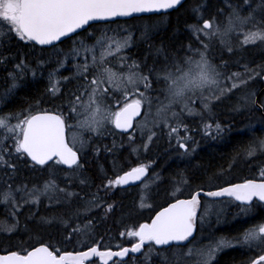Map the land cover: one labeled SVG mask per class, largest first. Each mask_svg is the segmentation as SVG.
<instances>
[{
  "label": "snow or ice",
  "instance_id": "obj_1",
  "mask_svg": "<svg viewBox=\"0 0 264 264\" xmlns=\"http://www.w3.org/2000/svg\"><path fill=\"white\" fill-rule=\"evenodd\" d=\"M184 3L185 0H0V47H4L9 38L24 43L26 47H56L57 42L64 43L66 38L73 39L87 33L95 22L115 23L117 18L136 14L179 12ZM227 8V13L223 8L213 11L210 2L194 7L196 23L186 22L189 43L181 45L175 54L167 47L158 49V57L151 66L148 57L129 63L130 58L121 55L131 47V35L118 38L117 34L109 36L104 31L99 35L89 33L92 44L77 41L78 46L70 55L76 61L74 79L80 83L69 92L68 115L62 111L43 110L0 114V166L15 173L18 170L16 161L24 158L23 163L31 162L34 168L60 169V166H66L61 170L75 172L83 168L81 153L89 144V138L99 137L109 128L126 133L130 143L135 142L139 133L143 150L164 134L170 144L175 141L177 150L189 155L195 148L190 147L192 138L187 134L189 128L184 118L194 115L204 118L207 115L210 119L213 107L231 99L237 91H245L242 103L246 109L264 113V99H261L264 92L258 95L246 91L257 77L264 80V64L253 68L249 63L237 61L241 70L221 71L220 66L209 59V49L217 40L223 46L222 51L232 55L236 54L237 46L264 47V0L259 5V15L257 9L250 8L247 15H242L231 4ZM7 59L0 53V62ZM113 59L118 63L112 64ZM222 63L227 68V61ZM60 66H64V61ZM15 68L23 69V62L17 63ZM65 80L71 82L70 78ZM59 84L57 80L52 85L51 94L59 92ZM261 123L264 124V120ZM204 130L210 136L213 133L219 136L224 131L215 121L205 123ZM8 141H11L10 146ZM138 150L136 147L132 149L133 152ZM243 151L249 158L258 151L264 154V137H256L253 131L252 139ZM149 167V164L138 163L128 170L114 171L112 178H102L97 192L86 193L89 199L59 188L55 180H51L42 189L7 184L0 190V203L11 205V215L15 217L24 204L38 205L41 196L47 195L50 202L60 203L59 197L50 193H62L65 200L71 197L83 199V211L78 209L73 214L74 220L70 217L69 221H64L63 242L66 243L74 236L90 234L93 226L90 213L93 210L103 208L105 216L114 211L116 205L100 196L101 191L107 195L140 182L144 188L139 206H150L147 205L151 195L148 180L155 182L159 177H149ZM260 175L264 177V170ZM187 183V178L182 177L174 185L172 195L175 197L180 192L179 184ZM80 184L87 186V179H81ZM202 191L191 193L187 199L175 198L174 202L156 211L150 222L120 232V236L133 238L128 247L116 245L119 250L113 251L110 247L102 250L99 244H95L87 246L86 250L61 251L55 244L40 239L21 251L0 255V264H97V258L103 264H109V261L129 264L124 257L130 253L144 254L147 248V259L157 247L161 252L176 249L174 256L184 264H218L217 255L233 246L231 240L221 238L204 247H189L196 232L198 214L201 220L205 214L201 212ZM203 195L233 198L240 202L244 212L255 206L254 201L264 204V179H248L203 192ZM75 220H81V223L77 224ZM39 222L52 223L43 217ZM15 228V223L0 225V231L4 232H12ZM238 239L256 252L249 264H264V223L246 229Z\"/></svg>",
  "mask_w": 264,
  "mask_h": 264
},
{
  "label": "trees",
  "instance_id": "obj_2",
  "mask_svg": "<svg viewBox=\"0 0 264 264\" xmlns=\"http://www.w3.org/2000/svg\"><path fill=\"white\" fill-rule=\"evenodd\" d=\"M202 1V0H200ZM205 4H208L210 2L212 8H219L221 6L220 3L217 4V0H203ZM230 3H233V0H229ZM241 2V0H239ZM243 1V0H242ZM250 4L242 11V15L248 14V11L250 8L257 9V14H260L261 9L259 8V5L261 4V0H249ZM252 2V3H251ZM201 2H196L194 0H186L184 3V7L180 9L179 12L173 10L172 12L166 14V15H160V16H149V17H141V18H134L126 21H122L121 23H126L128 25L136 24L141 20H146L147 22L151 23L154 20H156L159 24V21H163V23L166 26L159 27V30H156L158 28H150L146 30L136 29L133 31L136 36L132 39V48L126 50V55H131L135 61L140 62L142 58L148 57L149 59V66L152 65V62L158 57V49H163L167 47V50L169 52H172L175 54L176 51H178L181 47V45H186L187 41H189L188 33H187V23H190L192 21V15L194 14L192 11V7L200 5ZM252 4V5H251ZM216 5V6H215ZM219 6V7H218ZM234 7V6H233ZM250 7V8H249ZM221 8H225L224 6H221ZM237 8L240 9V6H237ZM228 9V8H226ZM260 9V10H259ZM259 10V11H258ZM228 11V10H227ZM167 21V22H166ZM118 22V21H117ZM166 22V23H165ZM103 24H97L93 25L91 28L88 29L87 33H82L79 37H73V39H69L65 41L64 43H61L57 45L56 47H52L49 49H41L35 47H26L24 43L19 42L18 40L14 38H9L8 42L4 47H0V53L3 54V57H7V60H4L3 62H0V101L2 100V96H5L3 101L0 102V114L5 113H21L25 111H62L64 115H68L67 112V98L69 95V92L71 88H68V90H63L66 87L70 86V83H64L63 77L58 74H50L48 72H43L40 75L38 73L39 70H41L44 66H47V58L52 59V61L56 64H60L62 56L65 57V63L69 64L71 62V50L73 49L72 42L77 39H83L86 43L92 44L93 41L88 39L89 33H95L96 35H99L100 30L105 31L102 29ZM104 28V27H103ZM163 28V29H162ZM4 31H7L6 28L3 29ZM132 31H128L126 33H130ZM143 40H139L140 38ZM72 43V44H71ZM137 45V48H136ZM133 49H136L133 51ZM44 53V54H43ZM146 53L149 55L147 56ZM222 54L224 58L222 60H228L227 66L230 68L235 69V71L239 70L240 68L237 67L235 64L238 59L243 58V60L240 61L241 64L243 63H249V65H260L264 64V47H261L259 45H248L244 48H241L236 52L235 55L228 54L226 51H222ZM238 54V55H237ZM43 55V56H42ZM25 56V58H24ZM238 57V59H237ZM231 58L234 59V61H231ZM245 58L247 60H245ZM23 62L24 68L21 70H17L15 68V65L17 63ZM232 63H229V62ZM116 62V60H111V63L113 64ZM256 64V65H255ZM221 65V64H220ZM33 68V70H32ZM221 70L225 71L226 68L221 65ZM28 72L29 75H32L35 79L30 80L26 79L25 81H22L21 74H25ZM15 77V79H13ZM75 75L70 78L73 82V87L76 88V86L80 83V81L74 79ZM60 81V84L58 85L59 92L56 95L51 94L49 81L51 82V86L57 81ZM16 84L15 91L10 94H6V91L11 87V84ZM258 82L262 86L263 80L260 77H257L254 81H252V84ZM63 87V89L61 88ZM6 96L7 97L6 99ZM5 100V101H4ZM226 101V100H225ZM237 101H229L222 103V108H220L219 112L224 113L222 115L223 119H230L233 118L236 121L237 126L240 128L243 127L245 129V126H247L246 132L247 133H240L234 134L231 136L230 139L227 140L225 143L226 148H231L234 151L228 152L227 155H223L222 157V165L216 167L218 169L217 171L221 173L222 178L230 177L232 175L238 176L241 175L243 169H248V164L245 160L246 156H240L239 158L236 157L240 154V151L242 150L243 145L247 141H250L251 137L253 136V132H251V128L258 126L256 128L255 136L261 134V127L262 124L259 120L264 119V116L261 115L259 111L255 110H237L234 111V107H239V105H236ZM232 107V108H231ZM230 110V111H229ZM258 112V113H257ZM240 113V114H239ZM260 113V114H259ZM255 114V115H254ZM234 115V116H232ZM263 117V118H262ZM254 118V119H253ZM258 118V119H257ZM261 118V119H260ZM240 120V121H239ZM251 120V121H250ZM257 120V121H255ZM15 121H13L14 123ZM251 123V124H250ZM246 124V125H245ZM250 124V125H249ZM254 125V126H253ZM250 127V128H249ZM240 131V130H238ZM71 134V131H69ZM112 136V137H110ZM246 136H249L248 139H246ZM164 137V135H163ZM91 142H93L92 145H89L87 149H84L82 151V165L84 168L81 169V174L77 178L75 182H71V179L65 180L64 176L65 173L70 172L71 170H61L64 169L63 167H60V169H55L56 172H51L53 169L48 168H34L29 162L28 164L23 163V159L18 160V166L21 167L19 176H15V173L9 171L8 178H11L12 185L17 184L19 186L24 184H30L28 186H32L34 184H38L39 182H48L51 180H55V183L61 188L66 189L69 191H74L75 193H79L80 197L90 198L86 196V193H95L97 192V189L101 186L102 178L108 177L110 178V174H107L104 176L102 171L105 170V165L107 163L108 167V155L112 156L111 159L116 162V164H120V159L124 155L128 157V153H136L133 152L132 149L134 146L133 143H130L127 135H121L117 133L113 128H109L108 131L104 132L99 137H90ZM164 139V138H163ZM136 142V141H135ZM9 146L11 145V141H8ZM143 152L141 148H137ZM168 147L166 145L165 139L162 142L158 139L156 142H154L152 146V155L157 154L158 160L161 161L158 165V170L162 174V181L157 184V190L154 192L156 198L159 200V204H161L165 199H167V178H169L170 174L173 178H175L177 181L181 180L182 171L180 169H172L171 171L168 170L169 166L167 164L168 158H166V151ZM138 150V151H139ZM216 148L211 152H215ZM137 151V152H138ZM105 153H109L105 155ZM154 154V155H155ZM236 157V158H235ZM237 159V164L233 167L230 166V163L232 161ZM127 162V161H125ZM129 162V161H128ZM122 165V169L129 168L130 166H136L137 160H133V162ZM218 164V162H215ZM130 164V165H129ZM211 165L209 161H205L203 164V170H200V173H205L208 171V167ZM105 167V168H104ZM199 167V166H198ZM198 167H192V172L194 174L199 173ZM243 167V168H242ZM24 168L28 170H31V173L28 170V174L26 175L23 171ZM0 169H2V166H0ZM45 169V171L40 174L36 175L33 173L34 170H42ZM216 171V170H215ZM221 171V172H220ZM241 172V173H240ZM24 175H23V174ZM217 173V172H216ZM5 174V173H4ZM22 174V175H21ZM226 174V175H225ZM80 178L87 179V186H83L80 184ZM91 181V182H90ZM69 183V184H68ZM83 187V188H82ZM161 188V190H159ZM182 192H179V196L182 195ZM82 195V196H81ZM100 196L104 197L107 202L111 199V201L116 205L115 214L120 215L121 217H126L128 219H134L137 216L138 209L135 207V203L132 202L134 199V195H131L129 193H117V191L109 192L107 195L103 191L99 193ZM170 198V197H169ZM125 199L130 202L123 201V203H119L118 201ZM83 199L77 198V197H71L70 199L66 201H60L62 203H56V204H49L48 199H41V204L38 208H34L33 206H25L23 207L19 212L16 213V216L19 220V230L17 233H14L12 235H4L3 232H0V249L1 252H10V251H21L24 248H28L30 245L26 244V241L29 239V237H41L43 241H47L51 239L53 241L60 240L61 245L58 247L61 251H78L82 250L84 247L90 246V243L92 242V245L99 244L102 248H108L113 246L112 243H109L108 240L111 238L113 239L112 232L109 233L106 230L105 225L103 222L100 221L99 215H103L104 210L103 208H97L93 210L90 215L93 217V226H92V238L89 240V242H84L83 245L79 244L81 241L78 240L75 236L72 238V240L68 242L64 241V235L65 230L61 232H56L53 230L50 226H47L45 228L38 227L36 228L37 231H32L31 234L25 235L20 231L21 227L25 224H32L34 221L29 222V218L32 216L34 218H48L49 220H52L53 218L58 219L62 222L69 221V218L71 217L73 220L75 219L74 213L79 209L80 211L83 210V207L79 202H82ZM109 203V202H108ZM6 209V214H2V210ZM11 209L10 206H5L4 204L0 205V216L1 214L4 216L11 215ZM83 219V217H81ZM1 221V219H0ZM1 223V222H0ZM75 223L79 224L81 223L80 220H75ZM35 224V223H34ZM32 224V225H34ZM121 223L116 222L114 223V229L116 230V233H120L121 227H118ZM55 234V235H54ZM111 235V237H110ZM238 252L235 253H228L222 256L220 264H238L237 259L240 257L238 256ZM240 255V254H239ZM151 259L146 264L156 263V255L150 256ZM148 257V258H150ZM233 261V262H232ZM140 264H143L140 263Z\"/></svg>",
  "mask_w": 264,
  "mask_h": 264
},
{
  "label": "flooded vegetation",
  "instance_id": "obj_3",
  "mask_svg": "<svg viewBox=\"0 0 264 264\" xmlns=\"http://www.w3.org/2000/svg\"><path fill=\"white\" fill-rule=\"evenodd\" d=\"M135 50L136 49H133V51ZM129 58H130L129 59L130 62L131 60H135L131 55H129ZM254 88L255 89L253 91H255L258 95L262 93L261 91L263 86L254 87ZM235 96H237V94H235ZM261 99H264V97H262ZM236 100L237 97L235 98V101ZM226 101L224 100V102ZM197 108H199V104H197ZM220 108H222V103H217L213 107L211 112V119H209L207 115H205L204 118H201L200 116H196V115L186 116L184 118V122L186 121L185 123L188 125L189 128V132L187 134L190 135L192 138V140L189 141L190 147L195 148V151L190 152L189 155H184L183 150H177V145L174 140L170 144L168 137L166 136L165 138V142L168 147V150L166 152V158H168L167 164L169 166L168 170L171 171L172 169H180L183 173L181 178L184 177L187 178L188 180L187 184L178 185L180 187V192L183 193L182 195L179 196V192L176 193L175 197L172 195V192L174 190V185L176 184V182L179 181L173 178L170 174H168L169 178H167V183H166L168 198L165 199L161 204H159V200L156 198L154 193L158 187L156 181L150 183L151 195L147 199V205H151V206H145V207L139 206L140 205L139 197L142 194L144 188V185L142 183H139L136 186H129L126 188L122 187L121 189L114 190L117 191V193L125 192L134 195L135 197L132 200V202L135 203V207L138 209V213L134 219L131 218L128 219L126 217H121L120 215L115 214V210H116L115 208L114 211L112 213H109L107 216H105V214L99 215L100 221L103 222V224L106 227V230L109 233L112 232L113 234L112 235L113 239L110 238L108 240L109 243L113 244V246H111V249L113 251L119 250L116 247V245H121L124 247L130 246L129 242L130 240L133 239L128 236H120L119 233H116V230L113 231L114 223L116 222L121 223L118 226L121 227L120 232L130 230L131 228L137 226L140 223L150 222L151 219H153L156 211L160 210L161 207H166L169 202H174L175 198L187 199L190 198L191 193L202 189L203 191L200 198L201 212L205 214L202 220H201V216L198 214L196 232L194 233V239H192V243L191 245H189V247H204L213 243L216 240L224 238L227 240H231L233 246L229 248H225L222 252H220L217 255L216 259L218 261V264H220L222 256L228 253L238 252L240 254V255L238 254V256H240L237 259L238 264H249V260L253 256H255L256 254L255 250H253L248 245L241 242L238 238L242 236L243 232L246 229L252 227L255 224L264 223V204H261L258 201H254V205H255L254 207H252L250 210L242 212L241 211L242 206L240 205L239 202L235 201L233 198L224 197V198L214 199L203 195V192H207L209 190L214 191L217 190L219 187H227L233 183H243L248 179H255L257 181L264 179V177L260 175L261 171L264 170V154L260 153L259 151L254 157L246 158L247 163H249L250 161L251 162L250 164H248L249 167L247 170L243 169L241 175L238 176L232 175L226 178H222L220 176L221 173L217 171L218 169H216V167L222 165L221 159L223 155L226 156L228 152L230 153L231 151H234L231 148L227 149L225 143L227 142L228 139L231 138L232 135L237 134L238 132L243 133L241 131H238L237 128L239 127L237 126V123L234 121L235 119L222 118V110L221 112H219L218 110ZM153 110L155 111V107L153 108ZM260 113L261 115H263L262 112ZM262 120L264 119L259 120L260 123ZM212 121L219 123L224 129V131L219 136H216L214 133L211 136L205 133L204 124L211 123ZM256 128H258V126L255 125V127L251 128L250 131L256 132L255 130ZM246 129L247 126H245L244 133H247ZM260 132L261 134L256 135V137H264V124H262ZM248 138L249 136H246V139ZM192 141H195V143L193 144ZM250 141H247L245 145H243L240 154L237 155L236 157L239 158L240 156H246L244 154L243 149L249 144ZM215 148H216L215 152L211 153ZM171 151L173 152L176 151V152L173 153ZM136 153L139 154L140 156L145 154L144 152H141V150H139ZM107 154L105 153V155ZM154 154H155V150H154ZM154 154L150 155L148 157L149 159L147 157H144L142 159L138 157L136 159L137 164L144 163L150 165L149 177L156 176L154 174V171L158 170L157 169L158 165L159 163H161V161L158 160L157 154L155 155ZM109 155L108 157H110ZM207 160L209 161V163H211V165H209L208 167V171H206L205 173H200V170H203V164L205 163V161L207 162ZM81 161H82V155H81ZM215 162H218V164H216ZM236 164H237V159L232 161V163H230V166L234 167ZM192 167H198L199 173L194 174V172H192L191 169ZM105 170L109 172L111 168L106 167ZM146 180H148V178H146ZM149 181L150 180H148V183ZM123 201L130 202L125 199H123L122 202L121 200H119L118 202L123 203ZM108 202L113 203L111 199ZM53 239H54L53 241H51L50 239V241L47 240L45 241V243H53L57 247H59L61 245L60 240L56 241L55 238ZM101 249L103 250L104 247L103 248L101 247ZM147 252L148 249L145 248L144 254L141 253H139L138 255L129 254L128 257H124V260H128L129 264H140L139 262L141 257L143 255H146ZM174 252H176V249H169L166 252H161L160 248L153 249L151 254H153V256L156 255L157 262L151 264H159L160 261H163V263L161 264H183L184 263L183 261H178V258L174 256ZM163 256L165 257V259L161 260V257ZM150 259L151 257L147 258L145 264L148 261H150ZM97 264H101L98 259H97ZM109 264H112V262H109Z\"/></svg>",
  "mask_w": 264,
  "mask_h": 264
},
{
  "label": "rangeland",
  "instance_id": "obj_4",
  "mask_svg": "<svg viewBox=\"0 0 264 264\" xmlns=\"http://www.w3.org/2000/svg\"><path fill=\"white\" fill-rule=\"evenodd\" d=\"M194 1H196L197 3L198 2H201V4L200 5H207V4H205L204 3V1L202 0V1H200V0H194ZM218 2H217V4L218 3H220L221 4V6H224L225 8H223L224 10H225V12L227 13V10L228 9H226L227 8V5L228 4H231L232 6H234V7H237V6H240V11H241V13H242V11L245 9V8H247V6L250 4V2H249V0H248V3H245V0H241V2L239 1V0H233V3H230V1L229 0H217ZM221 6L219 7V8H221ZM196 7V6H195ZM192 8H194V6L192 7ZM212 10L214 11L215 10V8H212ZM194 13V12H193ZM192 15V21L189 23V24H194V23H196V19L194 18L195 17V13L194 14H191ZM221 20H223V17H221L220 18ZM122 21H118V22H115V23H108V24H103L102 26L104 27H102V29H104L107 33H108V35L109 36H112L113 34H117V36H118V38L119 37H126V36H128V35H131V37H132V39L134 38V36H136L135 35V33H133V31L134 30H136L137 28L138 29H143V30H146V29H150V28H158V29H156V30H159V27L161 28V27H163V26H166L164 23H163V21H159V24H158V22L156 21V20H154L153 22H151V23H149V22H147L146 20H141V21H139L138 23H136V24H131V25H128V24H126V23H121ZM167 22V21H166ZM165 22V23H166ZM163 28H165V27H163ZM162 28V29H163ZM128 31H132V32H130V33H126V32H128ZM101 32H104L103 30H100V33ZM99 33V34H100ZM187 33H188V37H189V31H188V29H187ZM89 36V35H88ZM141 37H143V36H141ZM242 38V37H241ZM76 40H74L71 44H72V46H73V48L74 47H77L78 45H77V41H79V40H83V39H77V38H75ZM144 39V37L141 39H139V40H143ZM189 43V41H187V44ZM131 46H132V43H131ZM250 46V45H249ZM254 46V45H253ZM222 45H220L219 44V41L217 40V41H214L213 42V44H212V46L210 47V49H209V59H210V61L212 62V63H214V64H218V66H220V70H221V65L223 64L222 63V61H228V60H222L223 58H224V56H223V54H222ZM246 47V46H245ZM132 48V47H131ZM136 48H137V45H136ZM241 48H239L238 46H237V50H236V52H238V50H240ZM125 52L126 51H124L123 53H121V55H123V56H125V57H128L129 58V56L128 55H126L125 54ZM44 54V53H43ZM146 55L147 56H149L147 53H146ZM211 55V56H210ZM238 55V54H237ZM43 56V55H42ZM24 58H25V56H24ZM237 59H238V57H237ZM113 60H116V59H113ZM241 60H243V58H240V59H238V61H241ZM245 60H247L246 58H245ZM61 61H64V66L63 67H61L60 66V64H56V63H54L53 61H52V59H49V58H47V60H46V62H47V66L45 67H43L41 70H39V72L40 73H38L39 75L40 74H42L43 72H48V73H50V74H58V75H60V76H62L64 79H63V82L64 83H70V86L69 87H66V88H64L63 89V87H61L63 90H68V88H71V89H69V90H74L75 89V87H73V85H75V84H73V82H72V80H71V82H69L68 80H65V78L67 77V78H72L74 75H75V71H74V64L76 63V61H74V60H71V62L69 63V64H66L65 63V57L64 56H62V59H61ZM231 61H234V59L233 58H231ZM229 62V63H232V62ZM127 62H129L130 63V60H128ZM217 62V63H216ZM220 62V63H219ZM118 63V60H116V62H114L113 64H117ZM221 64V65H220ZM236 64V63H235ZM256 65V64H255ZM250 67H253V68H255L256 66H254V65H249ZM32 70H33V68H32ZM239 70H241V69H239ZM222 71V70H221ZM225 71H235V69H233V68H230L229 66H227V68H226V70ZM40 76H43V75H40ZM21 78H22V81H25L27 78L28 79H30V80H34L35 78L32 76V75H29V77H28V72H26L25 74H21ZM14 83V82H13ZM15 85L17 84V83H14ZM49 86H50V88L52 87L51 86V82L49 81ZM262 85L260 84V83H258V82H255V83H253L252 84V82H251V84H250V86H249V89H247L246 91H253L254 90V87H261ZM16 87V86H15ZM15 87H13V84H11V87L8 89V91H6V94H10V93H13L14 91H15ZM0 90H2V89H0ZM238 92H239V94H238ZM255 92V91H254ZM236 94H237V96H233L231 99H226V100H229V101H231V100H233V101H235V98L237 97V105H240L239 107H234V111H237L238 109H243V110H248V109H246L245 107H244V105H243V103H242V97L245 95V91H237L236 92ZM241 96V97H240ZM4 97L5 96H2V94H1V98H2V100L1 101H3V99H4ZM7 97H9V96H6V99H7ZM0 101V102H1ZM5 101V100H4ZM154 111V110H153ZM224 113H222V115H223ZM256 125V124H255ZM238 130H245V129H241L240 127L239 128H237ZM242 132V131H241ZM163 135L164 134H160L159 135V137L160 138H158L159 140H161L162 142L164 141V139H163ZM71 137V136H70ZM158 139H154V141L149 145V148L147 149V150H143V152L145 153L144 155H142V156H140L139 154H137V153H128V157L126 156V155H124L123 157H121V161H120V164H116V162H114V158L113 159H111L112 158V156H110L109 158H108V167H110L111 168V170L109 171V172H107L106 170H103L102 171V173L103 174H105L106 175V173H108V174H110V176L112 177L113 176V173H114V171L115 172H121V171H123L122 170V165L123 164H127V163H129V162H133V160L136 158H138V157H140L141 159L142 158H144V157H149L150 155H152V151H151V149H152V146H153V144H154V142H156V140L158 141ZM137 140V141H136ZM135 141L136 142H134L133 144H134V146H136V148H140V144H141V139H140V137H139V133H137V136H136V139H135ZM93 144V142H91V138H89V144L87 145V147L89 146V145H92ZM87 147H85V149H87ZM168 150V149H167ZM83 151V150H82ZM148 151V152H147ZM167 152V151H166ZM246 158H247V156H246ZM135 159V160H136ZM149 159V158H148ZM125 161H127V162H125ZM129 161V162H128ZM17 163V171L15 172V176H19L18 174H19V172H20V169H21V167L20 166H18V162H16ZM109 163H111V165L109 164ZM130 163V164H131ZM129 164V165H130ZM105 167H107V163H106V165H105ZM84 168V167H83ZM28 170H29V172L31 173V170L28 168ZM28 170L26 169V168H24V172H25V174L27 175L28 174ZM35 171V170H34ZM45 171V169H42V170H36L35 171V174L36 175H40V174H42L43 172ZM51 172H56V170L55 169H53V171L51 170ZM5 173V174H4ZM34 173V172H33ZM8 174H9V171H6V170H4L3 169V167H2V169H0V190H3L5 187H6V185L7 184H12L10 181H11V178H8L7 176H8ZM23 174V173H22ZM21 174V175H22ZM80 174H81V169H78V170H76L75 172H73L72 170L70 171V172H68V173H65V176H64V178H65V180H68V179H71V182H75L76 180H77V178L80 176ZM154 174L155 175H158V177H159V179L158 180H156V182H157V184H159L161 181H162V174L158 171L157 173L156 172H154ZM24 175V174H23ZM82 178H80V180H81ZM150 183H153L152 181H149V184ZM45 184V182H39L38 184H34V185H32V186H28V185H30V184H24V185H26L29 189H31V188H33V187H35V188H39V189H42L43 188V185ZM69 184V183H68ZM14 187H20L19 185H17V184H14L13 185ZM22 186V185H21ZM60 188V187H59ZM159 190H161V188L159 189ZM66 191H69V190H66ZM69 192H74V191H69ZM50 195H55V196H58L59 197V200L60 201H66L65 199H64V196H63V194L62 193H50ZM82 196V195H81ZM18 199H19V196L17 197ZM43 198H45V199H48V201H46V202H48L49 204H56L57 202L55 201V200H52L51 202H50V200H49V198H48V196L47 195H45V196H41L40 197V201H41V199H43ZM85 199H88V198H85ZM60 203H62V202H60ZM1 204H3V203H0V205ZM40 204H41V202H39V204L38 205H30V204H24L20 209H19V211L23 208V207H25V206H33L34 208L36 207V208H38L39 206H40ZM79 204H81L82 205V207H83V205H84V200H82V202H79ZM5 205V204H4ZM5 206H10V209L12 210V208H11V205H5ZM18 211V212H19ZM81 211H83V210H81ZM6 212V209L4 208V210H2V214H4ZM12 212V211H11ZM1 214V216H0V219H1V223H0V225H3V224H8V225H11V224H13V223H15L16 224V228H15V230L14 231H12V232H4V231H0V232H3V234L4 235H12V234H14V233H17V231L19 230V227H20V224H19V220H18V218H17V216L15 215V217H13L12 215H8V216H4V215H2ZM6 214V213H5ZM42 218V217H41ZM41 218H34L33 216H32V218L30 217L29 218V222L30 221H34V223H32V224H34V225H32V224H25V225H23L22 227H21V229H20V231H22V233L23 234H25V235H30L31 234V232L32 231H37V229L36 228H38V227H42V228H45V227H47V226H50L53 230H55L56 232H63L64 230H65V225H64V222H62V221H60V220H58V219H60V218H58V219H55V218H53L51 221H52V223H50V224H41L39 221H40V219ZM38 226V227H37ZM39 229V228H38ZM55 235V234H54ZM78 240H80L81 242L79 243V244H81V245H83L84 244V242H89V240L92 238V233L90 232V234L88 235V236H75ZM40 239H42L41 237H39V238H37V237H29V239L26 241V244L27 245H29V244H36L37 243V241L38 240H40ZM90 245H92V242L90 243ZM143 259V260H142ZM165 259V257L163 256V257H161V260H164ZM147 259H146V255H143L142 257H141V260H140V262L139 263H141V262H143V264H145V261H146ZM161 263H163L162 261H160L159 262V264H161Z\"/></svg>",
  "mask_w": 264,
  "mask_h": 264
},
{
  "label": "bare ground",
  "instance_id": "obj_5",
  "mask_svg": "<svg viewBox=\"0 0 264 264\" xmlns=\"http://www.w3.org/2000/svg\"><path fill=\"white\" fill-rule=\"evenodd\" d=\"M252 1V0H251ZM252 3V2H251ZM252 5V4H251ZM216 6V5H215ZM219 7V6H218ZM250 8V7H249ZM260 10V9H259ZM258 10V11H259ZM215 11V10H214ZM249 12V11H248ZM242 14V13H241ZM243 15H245V14H243ZM37 48H41V49H43L42 47H39V46H36ZM211 56V55H210ZM217 63V62H216ZM220 63V62H219ZM218 65V64H217ZM249 89V88H248ZM255 89V88H254ZM250 90V89H249ZM257 90V89H256ZM260 90V89H259ZM264 91V86H263V88H262V91L261 92H263ZM242 92V91H241ZM238 94H239V92H238ZM241 97V96H240ZM262 98V97H261ZM233 101V100H232ZM237 105V104H236ZM240 106V105H239ZM238 107V106H237ZM232 108V107H231ZM219 110V109H218ZM239 110V109H238ZM220 111V110H219ZM230 111V110H229ZM258 113V112H257ZM240 114V113H239ZM260 114V113H259ZM224 115V114H223ZM255 115V114H254ZM232 116H234V115H232ZM263 116H264V113H263ZM228 118V117H227ZM263 118V117H262ZM211 119V118H210ZM254 119V118H253ZM258 119V118H257ZM261 119V118H260ZM193 121V120H192ZM191 121V122H192ZM240 121V120H239ZM251 121V120H250ZM255 121H257V120H255ZM186 122V121H185ZM228 122V121H227ZM236 122V121H235ZM251 124V123H250ZM249 124V125H250ZM246 125V124H245ZM254 126V125H253ZM231 127V126H230ZM240 127V126H239ZM236 128H237V126H236ZM243 128V127H242ZM241 128V129H242ZM250 128V127H249ZM117 133H119V134H121V135H127L126 133H121V132H119V131H117L116 129H114ZM241 131H243V130H241ZM244 132V131H243ZM160 138V137H159ZM164 139L166 138V135H164V137H163ZM196 139V138H195ZM198 139V138H197ZM212 139V138H211ZM137 141V140H136ZM197 143V142H196ZM170 145V144H169ZM206 145V144H205ZM149 148V147H148ZM148 152V151H147ZM171 152H173V151H171ZM174 152H176V151H174ZM173 152V153H174ZM176 155V154H175ZM242 157V156H241ZM136 159V158H135ZM177 159V158H176ZM246 160V159H245ZM247 162V161H246ZM31 163V162H30ZM110 165H111V163H109ZM36 168H38V167H36ZM63 168H65V167H63ZM105 168V167H104ZM243 168V167H242ZM33 169H34V167H33ZM33 169H30V170H33ZM126 169H128V168H126ZM158 169V168H157ZM256 169H258V168H256ZM123 170V169H122ZM125 170V169H124ZM247 170V169H246ZM36 171V170H35ZM35 171H33L34 173H35ZM159 170H157V171H154V172H158ZM221 172V171H220ZM246 172V171H245ZM241 173V172H240ZM108 174V173H107ZM104 175V174H103ZM226 175V174H225ZM105 176V175H104ZM111 177V176H110ZM187 177V176H186ZM91 182V181H90ZM84 186V185H83ZM83 188V187H82ZM186 188V187H185ZM194 188V187H193ZM151 206V205H150ZM209 206V205H208ZM141 211V210H140ZM155 216V215H154ZM223 226V225H222ZM90 246H94V245H90ZM86 248L87 247H84L82 250H86ZM157 248H159V247H157ZM78 251H80V250H78ZM173 251V250H172ZM171 251V252H172ZM177 251V250H176ZM8 252H1V249H0V254H7ZM130 254H133V253H130ZM139 253H135L134 255H138ZM151 255H153V254H151ZM98 259V258H97ZM115 259V258H114ZM141 260V259H140ZM143 260V259H142ZM175 261V260H174ZM101 264H103V262L102 261H99ZM109 262H111V261H109ZM163 262V261H162ZM233 262V261H232ZM142 263V262H141ZM166 263V262H165ZM184 264V263H183Z\"/></svg>",
  "mask_w": 264,
  "mask_h": 264
},
{
  "label": "water",
  "instance_id": "obj_6",
  "mask_svg": "<svg viewBox=\"0 0 264 264\" xmlns=\"http://www.w3.org/2000/svg\"><path fill=\"white\" fill-rule=\"evenodd\" d=\"M186 1V0H185ZM173 10H170L169 12H172ZM168 12V13H169ZM160 14H163V13H145V14H136V15H134L133 17H120V18H117V20H128V19H132V18H135V17H142V16H150V15H160ZM116 20V21H117ZM99 23H105V22H95L94 24H99ZM65 40H67V38L65 39ZM59 42H57V44H58ZM39 46V45H38ZM40 47H51V46H40ZM140 117H138L137 119H139ZM119 132H120V130H118ZM64 167H66V166H64ZM140 182H135V183H133V184H130V185H126V186H123L124 188H126V187H129V186H136V185H138ZM211 198H213V197H211ZM222 198V197H221ZM214 199H217V198H214ZM0 255H4V254H0Z\"/></svg>",
  "mask_w": 264,
  "mask_h": 264
}]
</instances>
